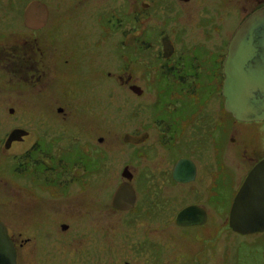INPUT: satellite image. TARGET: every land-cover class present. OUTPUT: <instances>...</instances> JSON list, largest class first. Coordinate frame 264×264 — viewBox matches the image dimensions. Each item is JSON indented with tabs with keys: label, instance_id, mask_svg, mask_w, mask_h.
Instances as JSON below:
<instances>
[{
	"label": "flooded vegetation",
	"instance_id": "1",
	"mask_svg": "<svg viewBox=\"0 0 264 264\" xmlns=\"http://www.w3.org/2000/svg\"><path fill=\"white\" fill-rule=\"evenodd\" d=\"M31 1L27 0L22 8V17H20L24 25L22 26L26 30L23 29L19 33L11 25L0 27V90L2 92L9 90L15 79L20 83H27L28 80L36 78L39 82L49 81L39 88L44 97V93L51 92L52 89L48 87H50V82H55V77L71 76L68 75L71 74V66L68 63L70 59L65 60L67 66L57 62L61 53L55 46H41L37 37L29 36L30 39L36 40L35 42L28 39L25 33L27 30L43 29L50 21V10L45 3L47 6L45 22L40 26L26 24L25 9ZM39 1L44 3L42 0ZM79 1H83L90 8L89 13L93 14L96 24L94 26L96 31L93 30L96 36L89 49L94 50L96 54V57L92 58L94 63L91 64L93 76H96V79L108 76L114 82H120V87L122 82H128L130 90L139 96L144 94L145 88L136 81L142 77L146 82H151L149 87L153 88L156 93L153 101L140 106L144 113L146 109L148 110V122L141 121L142 115L139 110L131 112L133 119H137L139 127L122 133V145L132 146V160L134 155L144 156V159L155 154L157 156L159 152L156 149H163L161 156L164 162L162 164L159 162V164L163 166L168 159V163L171 164L169 169L163 170L142 169L139 165H135V171H133L131 168L133 163H125L120 169L121 179L110 193V207L117 211L130 212L132 219L128 220L132 221L133 216H156L160 218V221H167V223L173 221L178 228L210 225L214 206L212 201L219 195V176L222 173L218 164L221 162L222 165L227 166L224 161L225 156H229L227 152L235 153L239 158L241 156L240 162L244 168L242 170L244 173L241 174L242 166L236 170L230 165L233 176L232 202L249 171L257 162L264 159V120L243 121L235 118L225 108L222 84H220L225 78L224 60L232 36L250 14L264 6V0H255L252 6L250 4L240 7L237 3L240 0H75L73 7L76 10L72 9V14H75L77 7L81 6ZM246 1L252 2V0ZM194 32L198 35L192 36ZM187 34L191 37L186 39ZM107 47L111 52L109 55L114 59L126 56L125 58L130 60V63L146 66L145 69L150 73L132 75L129 62H116L112 71L105 72L103 65L105 60L101 52L107 54ZM123 48H131V55L123 53ZM187 65L193 66V71L185 72L184 67ZM60 67L63 69L61 70ZM203 77H207L205 83L210 86L206 102L195 107V110L178 116L179 105L175 96L178 88L175 84L179 83L180 87L181 85L187 86L193 97L203 86L199 82ZM185 82H190L191 85H186ZM133 85L140 86L143 91L135 92L132 89ZM168 96L172 97V101L166 100L161 106L156 105L157 101ZM219 98L222 100V109L219 108L218 112L215 109V112H212L214 109H208L207 104L210 100ZM65 106V104L64 106L59 105L56 108L57 113L63 114L62 119H64L58 125H65V122H69V126L63 127L64 129L52 128L54 130L51 136L49 133L46 134L45 129H41L39 137L33 142L36 148V159L31 160V153H26L27 150H24L20 152L23 156L22 160L11 165L16 169V173L30 174L29 180L19 179L24 180L22 184L26 187L25 193L32 192L33 197L38 194V191L46 190L51 194V199L65 200L61 198L69 195L68 190L72 183L79 182L80 189L85 191L87 184L92 183L91 176L98 175L100 173L98 169L106 166L107 147L101 143L92 142L89 138L91 133H94L91 128L86 129L85 125L79 126L77 133L86 136L83 138L70 139V136L67 141L63 137L57 138L62 134L65 135L66 132L71 134V121H65V119L71 120V114L74 112L71 108L64 111ZM96 108L98 109V107L86 106L85 110L93 113ZM44 109L43 114H53L54 108L50 103L46 102ZM14 110L15 107L9 106V112L13 113ZM86 111L84 113L87 114ZM99 112L97 114L101 115L103 110L99 109ZM224 115H230L233 121L228 127L222 126ZM259 121L263 124L253 133L252 142L246 143L243 130L238 125L251 126ZM16 128H21L24 132L20 138L11 140L7 146V139ZM153 131L156 132V138L152 143L146 144L153 135ZM31 133L33 130L30 127L25 128L19 124L10 127L0 139V145L3 146H0L2 160L13 156L15 160L20 159L18 153L12 156L10 151L15 143L27 140L26 138ZM125 134H131L134 137L125 138ZM102 139L99 137L98 141ZM40 141L46 143L45 149L42 148ZM205 152H209L210 168L207 169H203L200 164V159ZM181 159H186L193 164L194 168L191 173L193 178L189 180L176 178V175L180 177L187 175L182 169L178 170L176 175L174 173ZM2 165L8 166V164ZM153 167L162 168L156 163ZM77 170H80L79 175L76 174ZM139 180L143 182L138 187L136 184ZM4 182L9 184L5 180ZM124 182L132 185L135 196L133 206L128 209H120L111 204L115 190ZM177 189H180V192H177ZM185 190L188 192L183 193L182 191ZM187 193L192 199L188 203L186 202ZM40 199L42 203L46 197H40ZM191 205H195L196 210L199 211L197 216L186 220L191 223H178L179 211ZM29 207L32 208V206L25 205L22 210H19L22 211V216L27 215L22 219L26 220L21 222L22 226L8 221L7 216L11 211L5 218H0V222L6 228L7 238L14 249V264H50L49 261L45 262L44 258L56 255L58 249H61L62 254L68 255V262H70L71 247L78 246L77 242L74 246L76 238H71L74 224L71 221H27L30 218L27 214ZM138 210L141 212V214L139 212L140 215L137 213ZM172 211L173 216L164 219L165 214L172 215ZM68 217H71V213H68ZM227 222L229 226V221ZM200 233V236L208 235V233ZM211 235H213L212 232ZM200 236L196 235V238H202ZM196 264H200L198 257H196Z\"/></svg>",
	"mask_w": 264,
	"mask_h": 264
},
{
	"label": "rangeland",
	"instance_id": "2",
	"mask_svg": "<svg viewBox=\"0 0 264 264\" xmlns=\"http://www.w3.org/2000/svg\"><path fill=\"white\" fill-rule=\"evenodd\" d=\"M42 1L47 4L50 10L49 24L43 29L27 30L25 33L28 35V39L37 37L41 46L58 48L61 53L59 60L57 59L58 63L67 66L65 60L70 59L68 63L71 66V74L68 75L71 76L55 77V82H50V87H48L52 89L51 92L44 93V97H42L39 88L45 86L49 81H42V83L36 78L28 80L27 83H20L15 79L9 90H4L5 92L0 90V139L13 125L19 124L33 130V133L26 138L27 140L15 143L10 151L12 156L14 153H18L20 159L15 160L13 156L2 160L3 156L0 155V218H5L11 211L7 216L8 221L22 226L21 222L26 221L22 219L27 215L22 216V211L19 210H22L25 205H29L32 208L27 209L28 218L30 217L27 221H71L74 224L71 238H76L74 246L76 242L78 243V246L71 247V261L68 262V255L62 254L61 249H58L56 255L44 258V261H49L50 264H196V257L200 264H264V231L244 235L233 231L228 226L229 208L232 202L231 187L233 185L230 165L236 170L242 166L241 174L244 173L243 165L240 162L241 156L239 158L235 153L227 152L229 156H225L224 161L228 167L222 165L221 162L218 164L222 173L219 176V195L212 201L214 206L212 207L213 217H210V225L178 228L173 221H168L169 223L160 221V218L156 216H133L132 221L130 212L117 211L110 207V193L121 179L120 169L125 163H133L131 166L133 171H135V165H139L142 169L163 170L170 168L169 159L163 166L160 165L164 162L161 156L163 149H156L159 152L157 156L155 154L145 159L144 156H139L140 159L134 155L132 160V146L122 145V133L139 127L137 119H133L131 112L139 110L142 115L141 121L148 122V110L146 109L144 113L140 106H144L148 101H153L156 98V93L153 88L149 87L151 82H146L142 77L136 81L145 88L142 96L132 92L127 85L128 82H122L120 87V82H114L108 76L96 79V76H93V66L91 65L94 63L92 58H95L96 54L94 50H89L92 47L91 42L96 36L93 34L96 24L93 14L89 13L90 8L83 1H79L81 6L77 7L75 14H72V9L76 10L73 7L75 0ZM26 2L27 0H11V3L10 0H0V27L11 25L16 32L21 33L25 28L20 17H22V8ZM254 2L255 0H252L251 3L240 0L237 3L240 7L250 4L252 6ZM18 9L19 11H17ZM124 19L126 20V18ZM194 35L198 34L194 32L192 36ZM185 37L187 39L191 36L187 34ZM30 41L35 42L36 40L30 39ZM106 49L107 54L101 52L105 60L103 61L105 72L112 71L116 62L130 63V60L125 58L126 56L114 59L109 55V53L111 54L109 47ZM123 49V53L131 55V48ZM129 66L132 75H143L148 72L145 69L146 66L137 63H130ZM60 68L63 69V67ZM193 69V66L190 65L184 67L187 73ZM206 81L207 77H203L202 81H199L203 86L197 90L193 97H191L187 86L181 85L180 87L179 83L175 84L178 88V93L175 95L179 105L178 116L195 110V107L206 102V96L210 92V86L205 83ZM185 84L191 85L190 82H185ZM166 100L172 101V97L161 99L159 102L157 101L156 105L161 106ZM46 102L53 105V114L42 113L45 111ZM64 104L66 105L64 111L71 108V111L74 112L71 114V120L65 119V121H71V134L66 132L65 135L62 134L57 138L63 137L66 141L70 136V139L83 138L86 136L77 133L80 129L79 126L85 125L86 129L91 128L94 133H91V136L86 134L92 139V142L101 143L107 147L106 166L98 169L100 172L98 175L91 176L92 183L87 184L85 191L80 189L79 182L72 183L68 190L69 195L61 198L65 200L51 199V194L46 190L38 191V196L34 195L35 197H33L32 192L25 193L26 187L22 184L24 180L19 179L29 180L30 174L16 173V169L11 165L22 160L23 156L20 152L24 150H27L26 153H31V160L36 159V148L33 146V142L39 137L41 129H45L46 134L49 133L51 136L52 130H54L52 128L62 129L69 126V122H65L66 126L58 125L64 119H62L63 114H58L56 108L59 105L64 106ZM221 105L222 100L219 98L210 100L207 107L211 110L214 109L212 112H215V109L218 112ZM9 106L15 107L13 113L9 112ZM86 106L98 107V109L96 108V111L91 113L85 110ZM99 109L103 110L101 115L97 114L100 113ZM84 111L88 113L86 114ZM222 121V126L228 127L232 121L231 116L224 115ZM44 124L45 127H43ZM262 124L263 122L259 121L256 125L251 126L238 125L243 130L246 143L252 142L253 133ZM99 137L103 138L102 141H98ZM155 138L156 132L153 131V135L146 144L152 143ZM40 143L45 149L46 143L42 141ZM54 152L56 153V148ZM208 157L209 152H205L200 159L203 169L210 168ZM154 161L157 166L162 168L153 167V164L155 166ZM2 164H8V166ZM79 171L77 170V175H79ZM4 180L9 184H6ZM142 182L139 180L136 185L139 187ZM81 188L84 187L81 186ZM201 189L203 191V187ZM106 191L107 195H105ZM176 191L180 192V189ZM190 196L189 193L186 194L187 203L192 201ZM40 197H46V200L41 203ZM139 212L138 210L137 213L139 214ZM68 213H71V217H68ZM171 216H173V211L172 215L165 214L164 219ZM129 218L131 219L128 220ZM200 232L208 233V235H201L202 238L198 239L196 235L200 236ZM211 232L213 235L210 236ZM82 239L83 244L81 245Z\"/></svg>",
	"mask_w": 264,
	"mask_h": 264
},
{
	"label": "water",
	"instance_id": "3",
	"mask_svg": "<svg viewBox=\"0 0 264 264\" xmlns=\"http://www.w3.org/2000/svg\"><path fill=\"white\" fill-rule=\"evenodd\" d=\"M47 6L39 0H32L25 9L26 24L40 26L45 22ZM224 81L222 94L225 108L235 118L243 121L264 120V6L256 9L238 27L232 36L224 60ZM132 89L141 93L140 86ZM24 132L14 129L6 142L20 138ZM125 138L134 136L125 134ZM193 164L186 159L178 161L174 173L181 170L184 177L176 175L180 180H189ZM134 190L129 182L120 184L112 197V206L128 209L134 203ZM199 211L195 205L187 206L177 214L180 224L191 223ZM229 226L241 234L264 231V159L257 162L247 174L243 184L237 191L229 211ZM14 249L7 238L6 228L0 222V264H14Z\"/></svg>",
	"mask_w": 264,
	"mask_h": 264
},
{
	"label": "trees",
	"instance_id": "4",
	"mask_svg": "<svg viewBox=\"0 0 264 264\" xmlns=\"http://www.w3.org/2000/svg\"><path fill=\"white\" fill-rule=\"evenodd\" d=\"M220 84H222V82Z\"/></svg>",
	"mask_w": 264,
	"mask_h": 264
}]
</instances>
